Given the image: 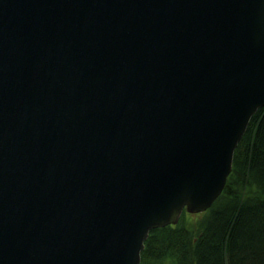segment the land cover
Returning a JSON list of instances; mask_svg holds the SVG:
<instances>
[{
	"label": "water",
	"instance_id": "obj_1",
	"mask_svg": "<svg viewBox=\"0 0 264 264\" xmlns=\"http://www.w3.org/2000/svg\"><path fill=\"white\" fill-rule=\"evenodd\" d=\"M261 107L264 0H0V264H140Z\"/></svg>",
	"mask_w": 264,
	"mask_h": 264
},
{
	"label": "trees",
	"instance_id": "obj_2",
	"mask_svg": "<svg viewBox=\"0 0 264 264\" xmlns=\"http://www.w3.org/2000/svg\"><path fill=\"white\" fill-rule=\"evenodd\" d=\"M148 232L140 264H264V107L250 118L221 193Z\"/></svg>",
	"mask_w": 264,
	"mask_h": 264
},
{
	"label": "rangeland",
	"instance_id": "obj_3",
	"mask_svg": "<svg viewBox=\"0 0 264 264\" xmlns=\"http://www.w3.org/2000/svg\"><path fill=\"white\" fill-rule=\"evenodd\" d=\"M183 210H185V209H183ZM183 210H182V211H183ZM181 213H182V212H181ZM185 213H186V215H188L190 218H192V220L194 219V218H193V215H194L195 213H190V212H187L186 210H185ZM180 215H181V214H180ZM179 217H180V216H179ZM179 217H178V219H179ZM178 219H177V220H178Z\"/></svg>",
	"mask_w": 264,
	"mask_h": 264
}]
</instances>
